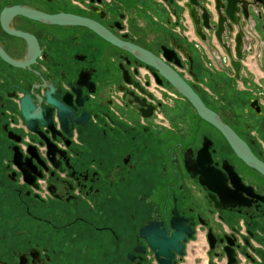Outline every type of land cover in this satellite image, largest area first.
I'll list each match as a JSON object with an SVG mask.
<instances>
[{"label":"flooded vegetation","instance_id":"obj_1","mask_svg":"<svg viewBox=\"0 0 264 264\" xmlns=\"http://www.w3.org/2000/svg\"><path fill=\"white\" fill-rule=\"evenodd\" d=\"M187 2L0 0V264H264V173L159 70L42 17L159 57L264 165V0H241L224 46ZM199 2L217 25L216 1Z\"/></svg>","mask_w":264,"mask_h":264},{"label":"water","instance_id":"obj_2","mask_svg":"<svg viewBox=\"0 0 264 264\" xmlns=\"http://www.w3.org/2000/svg\"><path fill=\"white\" fill-rule=\"evenodd\" d=\"M200 0H188L186 3V6L189 10V15L195 25L196 33L203 39H206L205 34L202 32V28H208L210 30H215V36L217 37V40L219 43L224 46L222 42V34L225 31V27L231 28L232 23H238L240 20V17L237 16V13L239 12V3L241 0H226V4L224 0H215L216 1V9L219 14V19L217 25H210V14L206 12V9L201 6ZM169 2H172V0H169ZM226 5V6H225ZM197 7H199L201 10H203V13H199ZM223 9V11H222ZM20 12L37 16V13H34L32 11L28 10H19ZM12 13L18 12V8H12L10 10ZM45 17V19L51 20V21H57V22H69V23H81L85 24L86 26H89L93 30H95L97 33H99L101 36H104L108 40H110L112 43L118 45L119 47L130 51L136 59L140 60L141 62L154 67L155 69L159 70L164 77L191 103V105L195 108L198 115L214 125L220 132L223 133V135L227 138V140L230 142L231 146L235 150V152L248 164L256 168L257 170L264 173V165L258 161L253 154L249 151V149L243 144L242 141L232 132V130L225 125L219 117L214 113L212 110H210L208 107L205 106V104L202 102L201 98L198 96V94L188 85L184 80H182L174 71L171 70L169 65L166 64L162 59L155 56L148 50H145L139 46H136L134 44L123 42L121 40H118L111 36L109 33H107L104 29L99 27L97 24H94L90 22L89 20H86L84 18H81L79 16L71 15V14H58L54 16H42ZM228 20L230 22H228ZM237 57L241 58V34L237 36ZM164 56L168 61H171L174 59L176 63H178V60L174 58V53L172 54V51L166 50L164 52ZM233 65L238 68L240 66L239 61H233ZM25 121L31 129H33V118L29 115V113L25 110ZM15 158V156H14ZM19 158V156H18ZM16 161V160H15ZM165 238V237H164ZM171 239H177L176 235L173 234ZM168 242H162L150 240V246L151 248L156 252L157 255L161 257H170L172 255L171 251L175 250L177 252L181 251V247L177 245L176 242H174L172 245H169Z\"/></svg>","mask_w":264,"mask_h":264},{"label":"rangeland","instance_id":"obj_3","mask_svg":"<svg viewBox=\"0 0 264 264\" xmlns=\"http://www.w3.org/2000/svg\"><path fill=\"white\" fill-rule=\"evenodd\" d=\"M95 130L96 126L92 122L82 130V140L89 144L92 153H96L99 149V136L97 135L98 132Z\"/></svg>","mask_w":264,"mask_h":264}]
</instances>
